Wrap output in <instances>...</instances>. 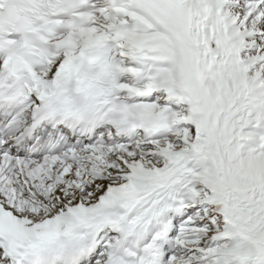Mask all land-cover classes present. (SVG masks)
Returning a JSON list of instances; mask_svg holds the SVG:
<instances>
[{
    "label": "snow or ice",
    "instance_id": "6c2138e0",
    "mask_svg": "<svg viewBox=\"0 0 264 264\" xmlns=\"http://www.w3.org/2000/svg\"><path fill=\"white\" fill-rule=\"evenodd\" d=\"M0 264H264V0H0Z\"/></svg>",
    "mask_w": 264,
    "mask_h": 264
}]
</instances>
